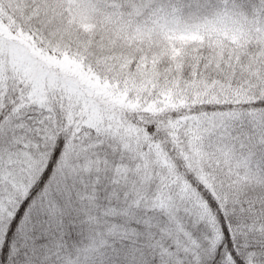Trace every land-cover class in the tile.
I'll return each mask as SVG.
<instances>
[{
  "label": "snow or ice",
  "instance_id": "6c2138e0",
  "mask_svg": "<svg viewBox=\"0 0 264 264\" xmlns=\"http://www.w3.org/2000/svg\"><path fill=\"white\" fill-rule=\"evenodd\" d=\"M0 264H264V0H0Z\"/></svg>",
  "mask_w": 264,
  "mask_h": 264
}]
</instances>
